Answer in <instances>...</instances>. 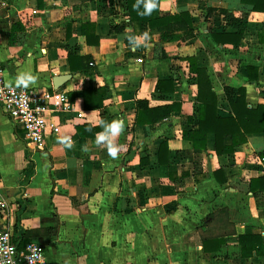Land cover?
Returning a JSON list of instances; mask_svg holds the SVG:
<instances>
[{"label":"crops","instance_id":"1","mask_svg":"<svg viewBox=\"0 0 264 264\" xmlns=\"http://www.w3.org/2000/svg\"><path fill=\"white\" fill-rule=\"evenodd\" d=\"M252 9L242 0H161L157 16L189 12L194 18L196 40L190 43L163 42L158 32L131 22L127 0H0V67L6 82L31 71L38 79L29 88L51 92L53 105L66 91L76 107L75 113H51L60 132L47 136L42 150L26 144L22 128L0 107V181L13 204V233L17 226L32 233L28 241L44 246L49 264H264V256L243 261L238 235L206 252L198 232L209 215L228 208L238 234L264 239V194L256 198L250 191L251 179L264 176V163L256 168L246 163L250 155L263 156L264 134L249 135L246 144L223 156L213 136L206 151L183 139L185 130L198 126L192 57L208 71L220 116H232L225 87L245 88L250 108L264 104V13ZM228 16L245 31L236 46L218 44L212 36L215 30L232 31ZM87 22L95 25L99 44H87L82 34ZM122 22L125 31L112 34L111 23ZM13 25L21 29L11 42ZM144 33L145 46L133 50L128 37ZM70 53L89 60L93 69L73 72ZM249 67L258 69L255 81ZM69 75L54 87L56 77ZM170 79L175 92L157 94V82ZM92 88L107 93L91 127L100 133L104 122L124 121L115 159L95 143L96 136L81 137L75 127L89 114L83 93ZM138 99L151 106L182 101L183 114L136 125ZM188 115H194L193 123ZM67 137L72 148L61 143ZM163 141L169 154L160 164ZM2 222L0 213V229Z\"/></svg>","mask_w":264,"mask_h":264},{"label":"trees","instance_id":"2","mask_svg":"<svg viewBox=\"0 0 264 264\" xmlns=\"http://www.w3.org/2000/svg\"><path fill=\"white\" fill-rule=\"evenodd\" d=\"M137 0H127V13L131 22L142 24L143 26L154 30L160 34L163 42H176L181 39L195 42V20L189 12H182L174 15L157 16L156 11L160 6L161 0H154L156 8L150 16H139L133 5ZM245 5L252 6L254 12L264 13V0H242ZM225 14L231 11L222 9ZM232 31L226 29L215 30L212 33L213 39L218 44L239 45L245 36L242 24L234 16L229 17ZM127 24L125 22L115 24L111 23L110 32L112 34H120L125 31ZM18 25H13L11 42L14 40L15 33L18 31ZM95 25L85 23L82 26V34L86 37L87 44H99L96 37ZM184 34V35H182ZM69 61L73 72H82L92 70L90 61L86 58L69 54ZM87 60V61H86ZM87 63H86V62ZM190 71L195 75L197 81V99L199 103L198 126L196 129L185 130L183 139L191 142L193 149L196 151H206L210 136L215 140V149L219 156L229 155L235 151L236 146L246 144L249 135L264 134V104L257 108H250L246 100V89L239 88L237 92L232 87H225L226 99L231 108L232 116L222 117L219 114L218 96L214 91V87L208 71L204 67H200L197 60L192 57L189 60ZM249 79L255 81L259 78L258 69L248 68ZM155 92L160 95H169L175 92V84L173 80L158 81ZM105 88L87 89L83 93L85 108L87 114L82 120H76L75 127L81 137H93L99 132V128L91 127L93 122L92 116H96V111L103 107L104 97L106 95ZM136 125H157L165 119L170 118L173 114H183V102L178 101L173 104L151 106L146 99H138L136 101ZM189 123L194 122V115L186 116ZM230 139V143H227ZM169 146L167 141L160 144L158 158L160 164L166 163L165 157L169 154ZM264 157V153L262 154ZM145 160L142 159L141 164ZM217 180L219 172H216ZM250 191L256 198L264 194V176L254 177L250 181ZM23 211V210H21ZM264 214V213H260ZM19 235L16 236V232ZM49 233H56L55 229H49ZM203 248L206 252L219 250L221 245L225 243L227 237L238 235L239 244L242 249V259L245 263H249L256 257L264 256V239L261 234H238L236 224L229 220L228 208H223L208 216L206 222L198 229ZM32 233L26 230H20L17 226L14 231V241L19 248L30 242L29 237ZM16 237V238H15Z\"/></svg>","mask_w":264,"mask_h":264},{"label":"built area","instance_id":"3","mask_svg":"<svg viewBox=\"0 0 264 264\" xmlns=\"http://www.w3.org/2000/svg\"><path fill=\"white\" fill-rule=\"evenodd\" d=\"M34 9L32 15H37ZM128 13L125 11V16ZM24 21L26 17H24ZM143 62L142 59H138ZM0 67V107L23 130V139L33 149H43L47 136L58 134L60 125L53 120L51 113H75L76 107L68 92L58 94L59 101L53 105V94L48 90L37 88H9ZM79 113L78 117H82ZM246 163L257 167L264 163L263 156L250 155ZM243 167V166H242ZM0 213L2 229H0V264H49L44 246L30 241L24 248H19L14 241L13 229L9 219L13 213V204L7 199L0 181Z\"/></svg>","mask_w":264,"mask_h":264},{"label":"clouds","instance_id":"4","mask_svg":"<svg viewBox=\"0 0 264 264\" xmlns=\"http://www.w3.org/2000/svg\"><path fill=\"white\" fill-rule=\"evenodd\" d=\"M139 16H150L156 8L154 0H137L133 5ZM132 49L135 50L141 46H145L148 40L147 33L138 36L128 37ZM38 77L31 71H20L15 77L8 82L9 88H29L37 83ZM124 129V121L122 119H113L111 122L103 123V130L96 134L95 143L97 145H105L107 147L108 155L115 159L119 152V146L116 144V138L122 133ZM67 148H72L74 142L70 137L61 141Z\"/></svg>","mask_w":264,"mask_h":264},{"label":"water","instance_id":"5","mask_svg":"<svg viewBox=\"0 0 264 264\" xmlns=\"http://www.w3.org/2000/svg\"><path fill=\"white\" fill-rule=\"evenodd\" d=\"M71 78V75L69 76H58L54 79V87L56 89L60 88L62 85H64L69 79Z\"/></svg>","mask_w":264,"mask_h":264}]
</instances>
